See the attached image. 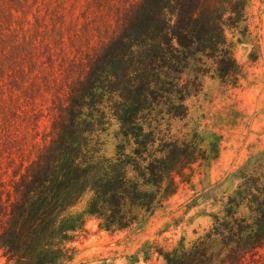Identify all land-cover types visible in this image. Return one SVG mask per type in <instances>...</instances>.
Wrapping results in <instances>:
<instances>
[{"label": "trees", "instance_id": "16d2710c", "mask_svg": "<svg viewBox=\"0 0 264 264\" xmlns=\"http://www.w3.org/2000/svg\"><path fill=\"white\" fill-rule=\"evenodd\" d=\"M246 3L91 0L69 21L58 13L52 38L37 17L31 35L0 38V264H68L89 218L126 230L219 156L206 83L237 78L228 32L246 34ZM48 93L50 139L27 148L13 128L37 130ZM113 120L108 153L101 134ZM233 178L230 192L205 187L210 227L158 249L161 264H264V150Z\"/></svg>", "mask_w": 264, "mask_h": 264}, {"label": "rangeland", "instance_id": "374dc122", "mask_svg": "<svg viewBox=\"0 0 264 264\" xmlns=\"http://www.w3.org/2000/svg\"><path fill=\"white\" fill-rule=\"evenodd\" d=\"M88 1L91 0H0V38L10 44L15 38H21L22 28L31 35L28 29L35 23V17L40 30L52 38L55 16L66 12L69 21V11L80 16ZM95 10L92 5L91 11L80 17V22L94 19ZM244 25L245 35L233 30L228 32L235 42L237 78L210 79L206 83L203 110L209 130L219 138V156L197 166L194 172L189 171V181L180 182L178 190L153 213L141 214L140 220L126 230L101 229L96 218H89L86 230L73 243L77 251L68 264H161L163 258L158 249H172L182 240L195 239L210 227L211 218L206 212L215 208L199 199V195L209 184L217 183H221L222 190L232 191L237 185L233 174L250 157L264 150V0H247ZM46 96L48 100L38 98L43 116L37 130L27 133L22 119L13 128L12 134L19 135L27 148H32L34 140L43 144L44 138L50 139L48 107L52 105V94ZM117 128L113 120L105 133H99L102 148L108 153L114 149L113 135Z\"/></svg>", "mask_w": 264, "mask_h": 264}]
</instances>
